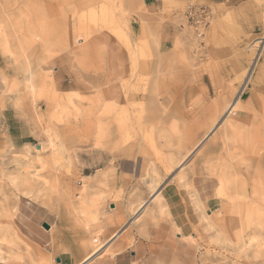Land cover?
<instances>
[{
	"label": "rangeland",
	"instance_id": "obj_1",
	"mask_svg": "<svg viewBox=\"0 0 264 264\" xmlns=\"http://www.w3.org/2000/svg\"><path fill=\"white\" fill-rule=\"evenodd\" d=\"M7 2L21 22L33 14L50 22L0 23L20 36L6 45L0 37V74L13 70L24 39L42 91L18 101L0 91V264H56L55 255L76 263L95 249L102 260L115 252L103 242L114 231L132 241L141 226L146 239L159 224L181 233L193 264H264V228L246 216L264 184V0ZM105 74L107 91L98 83ZM100 92L114 104L109 121ZM23 150L38 153L29 170L50 186L35 199L12 184L11 157L24 162ZM123 159H136L135 177L118 173ZM143 175L168 211H143L127 226L152 192ZM35 207L59 236L24 216ZM224 222L243 236L237 244L225 246L209 225Z\"/></svg>",
	"mask_w": 264,
	"mask_h": 264
},
{
	"label": "bare ground",
	"instance_id": "obj_2",
	"mask_svg": "<svg viewBox=\"0 0 264 264\" xmlns=\"http://www.w3.org/2000/svg\"><path fill=\"white\" fill-rule=\"evenodd\" d=\"M48 3H49V1H48ZM49 8L50 7H48L47 10ZM51 11H53V10L50 8V12ZM48 12L49 11H47V13ZM52 15H53V13H52ZM48 16L49 15H47V18H48ZM34 17H36V18H34ZM43 17H45V15H43L42 17L41 16L39 17L38 15H36V14L34 15L33 14L31 16H28V18H26V16H24V18H26V20H25V22H21V19L20 18H14L13 15H12V13L9 11L7 0H0V23H49L50 22L49 20H47V18H43ZM52 17H54V16H52ZM16 30H17V28H16ZM9 35L14 36V38H16L17 40L20 39V36H18L17 34H14L13 32H12V34H8V32L6 31V29H4L3 25H0V37L2 38V41H3V43L5 45H6V42L8 41ZM24 42L25 41L23 39V44H24ZM19 44H20V46L19 45L18 46H19L20 49H19V51H17L16 56H14L15 58L14 59H11V61L9 60L10 61V64H14L15 67L13 68V70H11V69L8 70L6 68V70H3L1 72V74H0V76H1V82H0V89L1 90L0 91H2L3 93L4 92H7L8 90H10L12 92H15V94H16V98H15L16 101H18L21 96L24 97V95H25L27 97L28 96H31L33 98V97H35L36 94H39V93L42 92L40 89H38L39 84L36 81V73L34 72V70L32 68L31 58L28 55V53L26 52V50L23 48L24 45L22 44V42L19 41ZM164 46H167V42H164ZM18 56H22L24 58V66L23 67L18 66V64L16 63ZM7 71H10L11 72L10 79H8ZM94 79H95V85H96L97 82L99 81V79L97 77H95ZM83 82L84 81H82V84H83ZM109 82H111V77L109 76V74H105L104 77L98 83L105 84L106 85L105 90L107 91V89L109 88ZM88 87H90V86H88ZM93 87H94V85H93ZM137 87H138V85H137ZM82 88H84V87H82ZM90 88L92 89V86ZM90 88H89V90H90ZM84 90H85V88H84ZM106 93H108V92H106ZM106 93L105 94L104 93L101 94V92H100V96H98L100 98L98 99L97 104L103 106V112L104 113H103L102 117H105V120L106 121H109L110 118L113 117L112 114H110L111 113L110 108L112 106H114V104L109 103V100L107 99V94ZM53 97H55V96H53ZM137 98H141V94L140 93L134 94L132 97H129L127 99L126 103H128V100L129 99L130 100H134V99H137ZM21 99H22V97H21ZM235 102H236V100H234L233 102H231L228 105V107H226L227 108V113L232 112V109L235 106ZM47 105H49V104L47 103ZM124 106H126V105L124 104ZM124 106L121 105V106L117 107V109H118L117 114H121V113L124 112V110H125V107ZM39 116L40 115L38 114V117ZM109 129H110V127H109ZM256 129L258 130L257 127H256ZM251 132H252V130H251ZM256 133L258 134L259 132L257 131ZM247 136H250L251 137V135L246 134V132H245L244 137L247 138ZM203 139H205V137ZM250 143H251V141H250ZM21 152H22V155L26 157L24 159V162H20L19 157H16V156L11 157L12 158V161L16 164L15 170L13 171V173H10L11 178L13 179L12 180V184L22 194L29 195L31 197V199L32 198L35 199L36 197L41 196L44 191L47 192L50 189V186L48 185V182L45 180V177L42 179V181H37V177H36L37 171L36 170H29V167H30V164H31L30 162L37 159L38 153L36 152L37 154H35L33 156V154L30 151H28V150L27 151L26 150H23ZM182 165L183 164H180L179 167H181ZM27 172H29L31 174H28ZM33 173H35V175ZM148 177L145 176V179H144V175H143L142 178L144 180H146V183H148L150 189L153 191L154 188H155V185L153 184V178H151L150 176H148ZM221 180H220V182H221ZM252 192H253V197L250 200V207L247 209L246 216L249 219V221L251 222V225H252L251 227L254 228V229H256L258 232H260L264 228L263 218L260 216V215H264V184H262V187L261 186H257L255 188H253V191ZM153 193H155V192H153ZM198 199H197V205L202 210L203 218L209 220L208 217H206L204 215V213H206V212H205V210H203L202 205H201V203H200V201ZM139 207H141V209L143 207H145V202H142V204H139ZM209 225H211V227L214 228L215 236L217 238H219V240L222 241L224 243V245L227 244V243H229V245H231V246L232 245H235V244H237V241L239 239L241 241V238L243 237L242 235H239V237H238V231L234 228V226L229 229L228 225L225 222L222 223L220 226L214 225V224L212 225L211 223H209ZM260 234H261V232H260ZM117 235H118V233H112L105 240H103V242L104 241L105 242L111 241ZM233 239H235V241ZM246 242L247 241L245 239V243ZM233 247H235V246H233ZM97 249H98V247H97ZM95 250H93V251H95ZM93 251L90 254H87L83 258V260L88 259L94 253Z\"/></svg>",
	"mask_w": 264,
	"mask_h": 264
},
{
	"label": "crops",
	"instance_id": "obj_3",
	"mask_svg": "<svg viewBox=\"0 0 264 264\" xmlns=\"http://www.w3.org/2000/svg\"><path fill=\"white\" fill-rule=\"evenodd\" d=\"M226 116V115H225ZM212 133V131H211ZM208 134L205 137L208 138ZM204 140V139H203ZM139 166L137 167L136 159H123L118 164V173L124 174L127 176L135 177L136 172L139 171ZM166 192L171 198V204L174 205L173 202V192L170 186H165ZM155 192V193H153ZM149 198L145 201V207H139L137 215L132 216L131 220L127 223V226L134 222L141 212L146 211L150 214L156 213L157 215H161L160 212L167 213L168 208L165 203L164 195L161 193V188H158L155 191L150 192ZM157 198L158 200H155ZM135 202V201H131ZM24 216L33 224L37 223H47L49 225L48 228L52 229L54 227V231L59 236L60 229L58 228V223L48 222L44 220V215L40 213V209L38 207L31 208L29 211H25ZM40 221V222H38ZM173 227L177 230L181 231L183 228L178 224L176 218L173 220ZM126 226V227H127ZM125 227V228H126ZM181 230H180V228ZM47 228V229H48ZM134 231V230H132ZM113 233H118V235L113 238L108 244L107 248H113L115 252L110 255L107 254L105 258L102 260L98 257H95L97 253L92 254L88 259L83 260L81 258L76 263H71L65 256H54L56 264H153L155 261H163V264H193L191 258L184 256L181 243V233L178 231H174L171 225H162L159 224L156 231L152 232L149 238L142 239L141 238V226L137 229L134 234L135 237L132 241H130L127 237H123V239H119L120 232L114 231ZM41 237H46L47 233L40 234ZM48 251V250H47ZM49 252V251H48ZM178 254H180V258H178ZM175 259H174V258ZM59 259V260H57Z\"/></svg>",
	"mask_w": 264,
	"mask_h": 264
},
{
	"label": "water",
	"instance_id": "obj_4",
	"mask_svg": "<svg viewBox=\"0 0 264 264\" xmlns=\"http://www.w3.org/2000/svg\"><path fill=\"white\" fill-rule=\"evenodd\" d=\"M42 226H43L44 228H46V229L49 227V225H48L47 223H45V222L42 223ZM57 260H59V259H57Z\"/></svg>",
	"mask_w": 264,
	"mask_h": 264
}]
</instances>
